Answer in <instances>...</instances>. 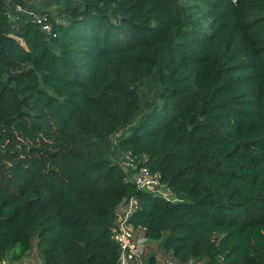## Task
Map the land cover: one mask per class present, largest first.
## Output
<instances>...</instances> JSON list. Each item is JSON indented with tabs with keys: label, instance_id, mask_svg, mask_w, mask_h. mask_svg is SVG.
<instances>
[{
	"label": "trees",
	"instance_id": "obj_1",
	"mask_svg": "<svg viewBox=\"0 0 264 264\" xmlns=\"http://www.w3.org/2000/svg\"><path fill=\"white\" fill-rule=\"evenodd\" d=\"M34 1L0 0V264L35 241L43 264H116L131 198L181 264H264V0ZM113 148L177 201L128 182Z\"/></svg>",
	"mask_w": 264,
	"mask_h": 264
},
{
	"label": "built area",
	"instance_id": "obj_2",
	"mask_svg": "<svg viewBox=\"0 0 264 264\" xmlns=\"http://www.w3.org/2000/svg\"><path fill=\"white\" fill-rule=\"evenodd\" d=\"M16 11L34 16L39 24L47 22V17H37L33 12L27 11L21 4L17 5ZM43 30L49 34L53 31L50 24H44ZM146 162V157L139 160L131 153H128L126 160L122 163L123 169L129 175L126 180L133 182L138 190L152 193L170 202H176L177 198L172 189L162 182L160 174L153 173L144 165ZM137 209L138 201L135 198H131L124 202L118 212V219L113 230V240L120 248L119 259L116 264H150L153 258L151 254H148V249H146V241L149 239L145 236V228L137 227L131 221ZM196 263L197 261L192 260L188 264ZM156 264H158L157 261ZM166 264L181 263L167 261Z\"/></svg>",
	"mask_w": 264,
	"mask_h": 264
},
{
	"label": "rangeland",
	"instance_id": "obj_3",
	"mask_svg": "<svg viewBox=\"0 0 264 264\" xmlns=\"http://www.w3.org/2000/svg\"><path fill=\"white\" fill-rule=\"evenodd\" d=\"M41 1L43 0H35L34 3L38 5V3ZM139 90L141 94V112L137 116L133 126L138 125L144 115L148 111H150V104H155L159 101L160 86L156 84L154 80L146 81L144 85L140 86ZM131 133L132 127L122 129L113 137L112 141L113 143H116V140L119 137L130 136ZM111 153L112 154L110 155V157L115 162L122 164L126 160V157L123 156L120 152L116 151L115 148H113V151H111ZM146 249H148V254H151L156 258L158 264H166L167 261L178 263L172 253H167L162 250L161 241L147 240ZM5 264H43L42 256L37 249V241H35V249L25 259L20 262L6 261ZM196 264H203V262H197Z\"/></svg>",
	"mask_w": 264,
	"mask_h": 264
}]
</instances>
